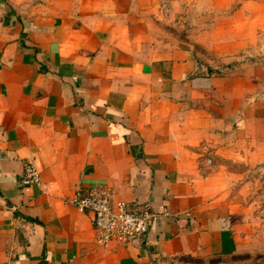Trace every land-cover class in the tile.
Returning <instances> with one entry per match:
<instances>
[{"label": "crops", "instance_id": "crops-1", "mask_svg": "<svg viewBox=\"0 0 264 264\" xmlns=\"http://www.w3.org/2000/svg\"><path fill=\"white\" fill-rule=\"evenodd\" d=\"M0 264H264V0H0Z\"/></svg>", "mask_w": 264, "mask_h": 264}, {"label": "built area", "instance_id": "built-area-1", "mask_svg": "<svg viewBox=\"0 0 264 264\" xmlns=\"http://www.w3.org/2000/svg\"><path fill=\"white\" fill-rule=\"evenodd\" d=\"M40 174L33 162L24 167L23 184L40 185ZM69 201L81 211H90L96 231V241L108 248L111 242L122 244L139 240L152 226L155 214L147 210L130 211L122 200H112V191L104 186H92L76 192Z\"/></svg>", "mask_w": 264, "mask_h": 264}]
</instances>
